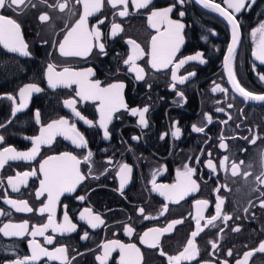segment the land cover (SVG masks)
<instances>
[{"label": "flooded vegetation", "instance_id": "obj_1", "mask_svg": "<svg viewBox=\"0 0 264 264\" xmlns=\"http://www.w3.org/2000/svg\"><path fill=\"white\" fill-rule=\"evenodd\" d=\"M32 2L37 7L28 5L18 12L11 8L0 10V14L12 17L20 23L22 38L30 53L29 56H22L19 53H10L0 46V124H6V127L0 128V135L4 137L0 150L13 147L17 151H30L31 138L39 135L40 128L62 117L76 124L88 146L85 149L76 148L71 140L61 136L51 146H41L39 154L31 162L9 161L0 170V181H3L0 185V210L10 215L0 216V227L5 223L28 221L31 229L32 225L47 223L48 213L41 215L35 211L42 201L46 202V194L39 200L35 196L39 182L43 179L39 166L44 159L64 152H70L82 159L91 151L93 156L91 165L83 162L80 164V171L86 178L73 193L62 195L56 207V223L63 222V214L67 211L71 221L77 224V230L61 235L49 229L45 235L54 238L52 245L45 244L42 236L33 238L29 234L16 237L0 233V264H11L17 258L30 256L29 242L33 239L49 251L66 246L70 264H99L95 256L102 254L103 249L100 246L112 240L126 245L135 244L142 254L141 264H167L166 257L160 256L159 250L162 248L170 255L182 251L191 231L196 230L195 202L201 199L209 202L202 211L205 218L201 220L203 227L206 220L216 214L218 197L224 200L221 205L222 215H230L232 219L226 223L219 219L215 222V227H204L195 238L199 255L191 264H200L201 261H211V264H222L224 261L227 264H236L237 259H242L244 252L258 248L264 242V208L260 207L261 200H264L261 195L264 184L256 181V177L264 172V105L245 102L231 89L223 67V58L229 45V27L226 23L199 8L194 0H185L183 5L177 4L170 14L171 19L185 25L182 33L184 44L177 54V60L199 52L207 63L189 61L178 69V76L187 75L189 72H195L196 75L184 84L177 83L176 90H173V65L156 71L147 63L150 56L145 55L137 61L145 70V78L138 81L134 73L127 71L123 60L131 54V48L125 42L128 38L136 40L146 52H150L151 37L157 33L149 26L148 16L151 10L166 8L175 3V0H152L148 8L139 10L130 3L131 14L124 18L113 16L118 9L111 8L105 2L101 12L89 17V28L96 24L97 17L105 18V23L99 25V28L104 34L102 40L107 55L99 54L98 48H94L87 57L68 58L59 55L53 41L62 39L66 31L65 23L71 27L82 12V6L76 4V15L70 17L67 11H52L45 4L39 3V0ZM48 2L54 3L55 0ZM215 2L226 7L222 0ZM247 8L236 15L240 24V37L234 69L243 86L255 93H264V82L258 76V73L264 74V65L253 60L252 53L256 45L251 36L252 31L264 23V0H258L248 11ZM179 11H184L185 15L180 17ZM43 12L50 14V21L42 23L38 20ZM113 21L120 23L123 31L115 38H109L107 34ZM49 63L55 64L57 71L64 67L74 71L91 68L94 75L90 79L99 80L102 87L123 82L125 88L122 94L128 109H142L145 106L149 108L146 113L148 127L144 128L139 124L138 116L121 109L113 114L108 123L110 138L105 139L104 129L99 127L100 114L96 110L98 102L80 100L76 96L75 84L56 89L48 87L45 73ZM29 83L37 84L43 91L32 93L26 101V107L12 117V109L19 106V89ZM216 84L227 88L228 93L213 92L212 88ZM178 91L183 93V97L177 95ZM7 95L16 98L15 105L6 98ZM69 99L77 101V110L86 119L93 121V126L76 118L71 109L65 107L64 101ZM228 104L233 107L229 108ZM217 108H223L224 111L218 112ZM37 110L40 112L39 124L35 119ZM205 114L212 117L211 123L207 122ZM9 120L11 123H8ZM194 124L203 126L205 131L193 132ZM175 127L181 130L179 138L171 136ZM162 135L164 139H161ZM133 136L139 139L133 140ZM254 137L256 142L250 143ZM221 143L226 148H221ZM209 152L211 156H208ZM224 156L229 157L227 172L219 168V161ZM209 159L217 166L215 173L207 167ZM233 161L239 164V174L236 176L231 175L230 165ZM124 163L132 167V172L122 194L118 173L119 167ZM185 164L196 169L193 179L199 184L198 191L185 196L179 203H172L152 190L153 179L157 187L176 183L177 171H183ZM33 170H36L37 175L29 177L27 185L21 186L19 192H13L7 186L8 177H14L17 172ZM245 173L250 175L245 176ZM216 188H220V191L216 192ZM5 193L8 198L28 201L34 211L15 212L4 203ZM80 196L84 199L79 200ZM165 204L167 211L164 215H159ZM86 208L91 209L93 214H99L105 223L93 229L85 221H81L79 216ZM139 208H143L145 214L156 218L144 219L138 212ZM177 219H183V223L160 237V248H149L141 244L140 236L145 231L166 227L169 222ZM125 226L134 229L131 235L125 233ZM234 227H239L240 231H232ZM84 232L88 233L87 239H81ZM210 241L216 242L217 250L213 251ZM229 249L232 250V256L227 255ZM73 256L75 259H71ZM119 259L120 253L117 249L111 253L107 264H118ZM37 264L60 262L43 257ZM248 264H264V253L255 252Z\"/></svg>", "mask_w": 264, "mask_h": 264}, {"label": "snow or ice", "instance_id": "obj_2", "mask_svg": "<svg viewBox=\"0 0 264 264\" xmlns=\"http://www.w3.org/2000/svg\"><path fill=\"white\" fill-rule=\"evenodd\" d=\"M105 2L111 6V8L118 9V11L113 13V16L118 15L124 18L131 14L129 12L130 3L132 7L139 10L148 8L152 0H55L54 3H49L48 0H39V3L45 4L46 7L52 11H59L60 13H65L67 11L70 17L76 15V4L82 6V12L79 14L78 18L75 19L71 27L65 23L66 31L62 39L53 41V45L58 49V53L61 57H87L94 48H98L99 54L107 55L106 46L102 40L104 34L99 28V25L105 23V18L97 17L96 24L89 28V17L96 16L97 13L101 12ZM196 2L201 4L204 8H209L211 11L218 13L227 21L228 25H230L231 43L228 45L227 54L223 58V67L227 73L228 82L231 85L232 91L238 93L245 102L254 101L264 103V93H255L248 90L237 79L234 69V59L236 48L239 43L240 28L236 14L245 10L246 7H250L255 3V0H222V3L226 5V7H222L221 3H216L215 0H196ZM184 3L185 0H175V3L166 8L151 10V14L148 16V23L151 28L155 29L157 35L151 37L150 52H146L141 45L132 38H128L125 41L131 48V54L123 60V63L127 67L128 72L135 74L136 80L140 81L145 78L144 68L137 64V61L142 59L145 55L150 56L147 63L156 71L167 69L170 65H173V70L171 72V79L173 81L171 87L173 90H176L177 83L184 84L190 77L196 75L195 72H189L187 75L178 76V69L189 61H199L200 64L207 63L203 58V54L199 52L195 55L177 60V54L184 44V36L182 33L185 25L178 20L171 19L170 14L177 7V4L183 5ZM28 5L32 8L37 7V4L33 3L32 0H0V10L11 8L14 12H18ZM178 15L183 17L185 12L179 11ZM50 19L51 16L48 12H43L38 16V20L42 23L48 22ZM122 31V25L113 21L107 35L109 38H115ZM251 36L256 45L252 55L255 60L259 61L261 65H264V23H261L258 28L254 29ZM45 43H47V41H45ZM0 46H3V48L10 53H19L22 56L30 55L27 50L28 45L22 38L20 23L16 19L7 17L3 14H0ZM253 71H255V66H253ZM45 75L48 87L56 89L57 87H71L75 84L77 86L76 96H78L80 100L98 102L96 110L100 114L99 127L104 129L105 139L110 138L109 132L107 131L108 123L112 120L113 114L121 109L129 110L131 115L138 116V122L142 127H148L146 113L149 111V108L145 106L142 109H128L122 94L125 88L123 82L110 83L102 87L99 80L90 79L94 75L91 68L85 71H74L69 67H64L61 71H57L56 65L52 63L47 65ZM258 76L260 81L264 82V74L258 73ZM148 87L150 88L151 85H148ZM42 91L43 89L35 83H29L20 88L18 93L20 98L19 106L12 109V117H15L17 112L26 107V101L32 93H40ZM212 91H219L225 94L228 93V89L219 84H216L215 87L212 88ZM177 95L183 97L182 92L178 91ZM6 98L12 101L14 105L16 104V98L14 96L7 95ZM76 103L77 101L75 99L64 101L65 107L71 109L76 118L82 120L89 126H93V121L86 119L81 112L77 110L75 106ZM228 107L231 108L233 105L228 104ZM216 111L223 112L224 109L217 108ZM205 118L208 123L212 122V117L210 115L205 114ZM35 119L38 124L41 122L40 112L38 110L35 112ZM229 119H231V117H229ZM8 123H11V120H9ZM224 123H226V121H224ZM3 127H6V124H0V128ZM237 127H239V125H237ZM192 131L203 133L205 128L194 124L192 125ZM180 135L181 130L179 127H175V130L171 132V136L174 138H179ZM61 136L64 137V139L71 140L76 148L85 149L88 146L85 137L77 130L76 124L70 123L69 119L62 117L40 128L39 135L31 138L32 147L30 151H17L13 147H5L0 150V170H3L9 161L31 162L39 154L41 146H51L55 139ZM132 139L137 140L139 137L133 136ZM161 139H164L163 135ZM243 139H248V137H243ZM221 140H223V137H221ZM3 141V135H0V143H3ZM255 142V137L250 140V143ZM220 147L226 148V145L221 143ZM211 155V152H209L208 156ZM92 156L93 153L91 151H88L82 159L70 152H64L61 155L49 156L47 159H44L39 166V172L42 174L43 179L39 182V189L36 191L35 196L36 199L39 200L46 194V202L42 201L41 206L35 209V211H38L41 215L48 213L47 223L32 225L31 229L28 221L22 223H5L0 227V233H3L5 236L11 235L16 237H23L29 234L33 238L42 236L45 244L52 245L54 243V238L45 235L49 229L61 235L75 232L77 230V224L71 221L67 211L63 214V222L59 224L56 223V207L62 195L65 193H73L78 184L86 178L80 171V164L83 162L91 165ZM228 160L229 157L224 156L219 161V168L223 169L225 172L229 170ZM108 162L111 163V161ZM197 162H199L198 159ZM240 163H243V161ZM207 167L213 173L217 171V166L211 159L207 161ZM230 169L232 176L239 174V164L235 161L231 163ZM89 172H91V167H89ZM131 172L132 167L127 163L119 167L118 174L120 175V190L122 194L125 184L130 179ZM195 173V168L185 164L183 171H177L176 183L157 187L153 179L152 190L158 192L166 201L179 203L185 196L199 190V184L193 179ZM36 175V170L25 171L23 173L17 172L14 177L7 178V186L10 187L13 192H19L21 186L27 185L28 178ZM247 175H250V173H245V176ZM256 181L264 184V172L256 177ZM2 184L3 181H0V185ZM215 191L219 192L220 188H216ZM261 195L264 196V192H262ZM78 199L83 200L84 197L80 196ZM4 203L14 209L15 212L32 213L34 211V208L29 205L28 201L8 198L6 193L4 196ZM208 203L207 200L203 199L195 202L196 230L191 231L190 238L187 239L182 251H179L178 254L170 255L166 253L160 248L159 239L162 235L171 232L176 225L183 223V219L173 220L163 228L148 229L140 236L141 244H145L149 248H160L159 255L166 257L167 264H184V262L191 264V261L197 259L199 255V249L195 242V238L203 231L204 227H215V222L219 219H222L225 223L232 219L230 215H222L221 205L224 203V200L218 197L216 214L208 218L202 227L201 220L205 219L202 215V211L208 206ZM64 207L66 208L67 206ZM260 207L264 208V200H261ZM166 211L167 204L163 206L159 215H164ZM245 211H248V209H245ZM138 212L144 219L156 218L145 214L143 208H139ZM4 215H10V213L0 210V216ZM79 219L85 221L93 229L105 223L99 214H93L92 210L87 208L80 214ZM124 231L127 235H131L134 229L130 226H125ZM221 231L223 230L221 229ZM232 231L239 232L240 228L234 227ZM87 238L88 233L84 232L81 239ZM210 243L213 251L217 250L218 245L216 242L210 241ZM29 247L31 249L30 256L17 258L11 261V264H37L43 257H47L50 261H59L60 264H70L66 246L56 247L53 251H49L48 248L35 242L33 239L29 242ZM100 247L103 249L102 254L95 256L99 264H107L111 253L117 249L120 253L118 264H141L142 254L135 244L126 245L120 241L112 240L104 243ZM255 252L264 253V242H261L258 248L244 252L242 259H237L236 264H248V261ZM232 254V250L229 249L227 255L232 256ZM71 259H75V256L71 257ZM200 264H211V261H201ZM222 264H227V262L224 261Z\"/></svg>", "mask_w": 264, "mask_h": 264}, {"label": "water", "instance_id": "obj_3", "mask_svg": "<svg viewBox=\"0 0 264 264\" xmlns=\"http://www.w3.org/2000/svg\"><path fill=\"white\" fill-rule=\"evenodd\" d=\"M257 1H258V0H255V3H256ZM194 2H195V3L197 4V6H198L199 8H201L202 10H204V11H206V12L212 14L213 16L217 17L218 19H220V20H222L223 22L226 23V25L229 27V44H230V43H231V28H230V25H228L227 21L224 20L223 17H221L218 13L211 11L209 8H204L201 4H198V3L196 2V0H194ZM255 3H254V4H255ZM254 4H252L250 7H248V8H247V11L250 10V8H251ZM225 6H226V5H225ZM239 13H240V12H239ZM239 13H237L236 15H238ZM237 46H238V45H237ZM236 49H237V48H236ZM226 54H227V52H226ZM252 57H253V55H252ZM253 60L256 61V62H258V63H260L259 61L255 60L254 57H253ZM225 72H226V71H225ZM226 74H227V73H226ZM250 102H251L252 104H256V105H264V103H260V102H254V101H250Z\"/></svg>", "mask_w": 264, "mask_h": 264}, {"label": "bare ground", "instance_id": "obj_4", "mask_svg": "<svg viewBox=\"0 0 264 264\" xmlns=\"http://www.w3.org/2000/svg\"><path fill=\"white\" fill-rule=\"evenodd\" d=\"M239 37H240V33H239Z\"/></svg>", "mask_w": 264, "mask_h": 264}]
</instances>
